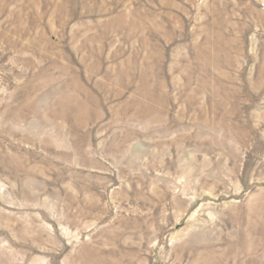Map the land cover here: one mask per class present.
Listing matches in <instances>:
<instances>
[{"label":"rangeland","instance_id":"rangeland-1","mask_svg":"<svg viewBox=\"0 0 264 264\" xmlns=\"http://www.w3.org/2000/svg\"><path fill=\"white\" fill-rule=\"evenodd\" d=\"M0 264H264V0H0Z\"/></svg>","mask_w":264,"mask_h":264}]
</instances>
